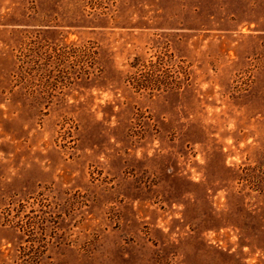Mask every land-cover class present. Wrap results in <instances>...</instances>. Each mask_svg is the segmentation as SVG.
<instances>
[{
    "label": "rangeland",
    "instance_id": "rangeland-1",
    "mask_svg": "<svg viewBox=\"0 0 264 264\" xmlns=\"http://www.w3.org/2000/svg\"><path fill=\"white\" fill-rule=\"evenodd\" d=\"M0 264H264V0H0Z\"/></svg>",
    "mask_w": 264,
    "mask_h": 264
}]
</instances>
